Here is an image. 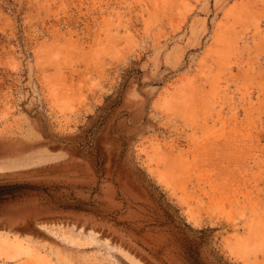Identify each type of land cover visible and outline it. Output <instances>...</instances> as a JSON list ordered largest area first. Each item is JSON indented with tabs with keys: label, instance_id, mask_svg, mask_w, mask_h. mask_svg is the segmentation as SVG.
Masks as SVG:
<instances>
[{
	"label": "rangeland",
	"instance_id": "374dc122",
	"mask_svg": "<svg viewBox=\"0 0 264 264\" xmlns=\"http://www.w3.org/2000/svg\"><path fill=\"white\" fill-rule=\"evenodd\" d=\"M0 264H264V0H0Z\"/></svg>",
	"mask_w": 264,
	"mask_h": 264
},
{
	"label": "trees",
	"instance_id": "16d2710c",
	"mask_svg": "<svg viewBox=\"0 0 264 264\" xmlns=\"http://www.w3.org/2000/svg\"><path fill=\"white\" fill-rule=\"evenodd\" d=\"M6 189H8L7 185H0V202L10 197L12 198V196H10V194L5 191Z\"/></svg>",
	"mask_w": 264,
	"mask_h": 264
}]
</instances>
